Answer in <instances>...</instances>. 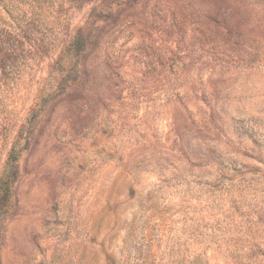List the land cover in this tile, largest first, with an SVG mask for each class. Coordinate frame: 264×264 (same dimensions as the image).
Masks as SVG:
<instances>
[{
    "label": "rangeland",
    "instance_id": "1",
    "mask_svg": "<svg viewBox=\"0 0 264 264\" xmlns=\"http://www.w3.org/2000/svg\"><path fill=\"white\" fill-rule=\"evenodd\" d=\"M0 264H264V0H0Z\"/></svg>",
    "mask_w": 264,
    "mask_h": 264
}]
</instances>
